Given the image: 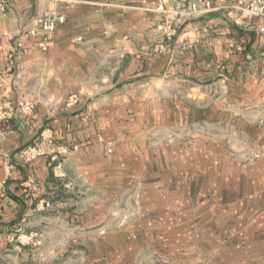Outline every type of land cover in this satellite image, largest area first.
<instances>
[{
  "label": "crops",
  "instance_id": "1",
  "mask_svg": "<svg viewBox=\"0 0 264 264\" xmlns=\"http://www.w3.org/2000/svg\"><path fill=\"white\" fill-rule=\"evenodd\" d=\"M39 1L44 7L55 0ZM66 1L75 2V12L65 6L68 22L57 28L53 48L44 52L27 34L37 17V0H0L7 6L0 8V114L13 107L11 117L0 118V249L15 234L27 206L52 174L50 140L45 142L46 153L33 162L24 160V148L62 126L82 130L89 120L92 125L104 122L105 113L107 124L115 116V107L107 100L103 117L100 102L91 104V113L73 111L63 117L61 102L69 93L92 98L101 95L84 85L88 72L81 50L89 45L63 42L60 37L72 20L79 26L77 30L85 29L79 25V19L88 17L85 7L97 19L86 25L87 30L98 32L101 0ZM237 1L156 0L171 11H182V24L168 48L161 46L159 53L145 59L133 58L124 79L142 80L151 75L156 80L161 76L163 81L172 71L173 79L191 83V98L206 103L219 91L220 98L235 99L229 106L221 102L225 105L194 107V113L207 120L212 113L219 114V125L235 132L206 137L202 144L194 145L191 154L181 159L177 155L173 161L182 165L173 168L170 181L159 175L162 167L151 169L155 176L149 177L150 185L167 188L160 192L175 195V201H156L148 207L155 214H150L146 226L153 227L163 241L173 243L179 257L187 249L192 258H219L221 264H228L229 259L232 264H255L256 260L264 264V35L259 30L264 17L235 7ZM193 2L206 7L190 16L187 11ZM216 17L225 25H211ZM193 18L207 24L193 25ZM69 51L73 57H68ZM116 94L110 91L102 97L110 99ZM24 102L30 103L29 112L20 107Z\"/></svg>",
  "mask_w": 264,
  "mask_h": 264
},
{
  "label": "rangeland",
  "instance_id": "2",
  "mask_svg": "<svg viewBox=\"0 0 264 264\" xmlns=\"http://www.w3.org/2000/svg\"><path fill=\"white\" fill-rule=\"evenodd\" d=\"M36 3L37 17L48 9L65 16L46 49L38 44L42 35L35 37L27 32L29 39L34 37L32 41L48 52L55 44L57 28L68 22L65 6L73 7L70 12H75V2L55 0L52 6L44 7L39 6V0ZM0 5L7 9L4 2ZM98 7V32H94L95 28L87 30L86 25L97 19H92L91 8L85 7L88 17L79 19L80 27L85 29L77 30L79 26L72 20L60 37L63 42L89 45L81 50L84 70L88 72L84 85L101 95L92 98L71 92L61 104L63 117H68L73 111L91 113V104L100 102L103 117L109 100L116 110L114 119L107 124L105 113L104 122L92 125L89 120L82 130L62 126V130L44 134L52 144L51 178L40 187L15 234L0 249V264H221L219 258H192L191 250L189 253L186 248L185 256L179 257L173 249L175 245L157 237L154 228L149 229L146 223L150 214H155L150 208L156 201H175V195L160 192L163 187L150 185L154 167H162L159 175L165 182L170 181L173 168L182 165L173 161L177 155L181 159L191 154L194 145L199 146L206 137L231 136L235 132L219 125V114L212 113L211 120H207L195 114L194 107L210 103L213 107L229 106L235 99L220 98L219 91L206 103L191 98V83L173 79L172 71L163 81L161 76L156 80L151 75L142 80L124 79L125 68L133 58L145 59L159 53L163 46L168 48L182 24V11H171L156 0H101ZM191 22L207 24L195 18ZM210 24L225 25L219 17ZM92 43L99 46L92 49ZM71 53L68 57H73ZM110 91L117 92L115 97H102ZM160 156L163 161L156 162ZM229 260L228 264H232ZM254 262L259 264L258 260Z\"/></svg>",
  "mask_w": 264,
  "mask_h": 264
},
{
  "label": "built area",
  "instance_id": "3",
  "mask_svg": "<svg viewBox=\"0 0 264 264\" xmlns=\"http://www.w3.org/2000/svg\"><path fill=\"white\" fill-rule=\"evenodd\" d=\"M2 6V5H0ZM206 7V6H205ZM205 7L201 8L196 2L191 3L187 13L194 15L203 9ZM235 7L242 9V10H248L250 13L256 16L264 17V0H238ZM2 9L4 7L2 6ZM163 6L159 7V10L163 11ZM65 21V16L61 14L56 9H48L46 11H43L35 21V25L29 29V34L32 36L42 35L41 41L38 43L39 46H41L43 49L47 48V45L49 44V40L51 39V35L56 29V27L63 23ZM163 29V27H161ZM169 29L166 28L165 31H168ZM260 33L264 35V25L260 27ZM14 60H11V63L13 64ZM21 107L24 108L26 112H29L31 110V106L21 104ZM13 107L10 108V111L8 113H2L0 114L1 119H7L11 117V111ZM47 137L45 135H41V137L33 142L32 144L26 146L23 150V158L26 162H33L35 161L40 155L44 154V145L46 142Z\"/></svg>",
  "mask_w": 264,
  "mask_h": 264
}]
</instances>
